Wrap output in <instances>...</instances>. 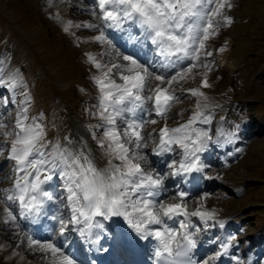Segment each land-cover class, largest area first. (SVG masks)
<instances>
[{
	"label": "snow or ice",
	"instance_id": "6c2138e0",
	"mask_svg": "<svg viewBox=\"0 0 264 264\" xmlns=\"http://www.w3.org/2000/svg\"><path fill=\"white\" fill-rule=\"evenodd\" d=\"M233 7L231 0H81L92 19L77 24L69 20L64 31L92 30L96 34L89 41L101 49L86 53L96 69L92 79L97 90L94 110L89 111L96 123L87 128L99 156L86 142L77 147L67 135L63 142L49 139L43 114L30 115L32 97L23 77L0 60V88L11 92L10 99L0 91V106H16L8 123L0 113V156L7 152L12 171L11 185L0 189V224L19 238L17 247L26 245L44 264H79L73 234L98 244L106 231L101 221L122 218L139 240L156 242L153 264H215L228 254L235 236L220 242L213 255L194 258L202 229L192 218L205 228L215 223L223 228L224 223L216 220L214 210L204 209L207 194L193 209L181 181L168 196L166 180L202 172L201 154L209 144L221 143V137L232 143L236 137V131L221 127L214 140L210 127L198 126H210L213 120L202 91L210 87L209 42L233 23L227 14ZM119 33L127 34L135 47L121 51L114 35ZM197 76L199 87H184ZM178 92L196 98V103L184 123L169 127V113L181 101ZM17 94L23 99L17 101ZM153 114L164 121L158 131L147 130L159 122L147 118ZM166 154L179 159L171 158L165 172L153 166L150 155ZM101 158L106 161L102 167ZM42 229L51 235H43ZM232 259L244 264L239 257Z\"/></svg>",
	"mask_w": 264,
	"mask_h": 264
},
{
	"label": "rangeland",
	"instance_id": "374dc122",
	"mask_svg": "<svg viewBox=\"0 0 264 264\" xmlns=\"http://www.w3.org/2000/svg\"><path fill=\"white\" fill-rule=\"evenodd\" d=\"M91 2L83 0L85 4ZM231 2L234 7L227 14L233 23L209 42L213 52L207 58L212 64L208 73L210 87L202 91L208 97L212 124L198 126L210 127L214 140L221 127L236 131V137L232 143H225L221 137V143L209 144L203 153L205 167L201 177L208 182L199 179L193 183L198 193L188 203L194 209L200 197L207 194L204 209L214 210L216 220L224 223L223 228L213 221L209 222L215 223L213 227L205 228L202 221L196 225L212 231L205 241L213 252L219 250L220 242L235 236L236 243L224 264H235L233 256L244 264H264V0ZM91 19L82 10L81 0H0V60L8 70H18L23 77L32 97L30 115L43 114L49 139L59 138L63 142L67 135L77 147L86 142L93 154L99 156L100 150L87 128L96 123L89 111L94 110L97 90L92 79L96 69L88 62L86 53H98L101 49L89 41L96 34L92 30L64 31L69 20L77 24ZM115 42L125 51L118 39ZM221 47L223 52L218 50ZM200 81L197 76L184 87H199ZM0 91L11 99V92L2 88ZM177 94L181 101L169 113V127L184 123L196 103V98L188 94ZM16 99L23 97L17 94ZM15 108L11 103L7 109L0 106L6 123L15 114ZM147 118L159 121L148 125V131H158L163 126L164 121L154 114ZM146 151L150 153L151 149ZM6 156L7 152L0 156V189L11 185V162L6 161ZM169 161L159 170L168 171ZM105 163L103 158L98 160L101 167ZM209 175L220 178L209 180ZM170 179L166 180L168 189ZM205 186L209 188L205 190ZM17 239L11 229L0 224V264H44L39 254L17 247ZM207 257L203 254L197 260Z\"/></svg>",
	"mask_w": 264,
	"mask_h": 264
},
{
	"label": "bare ground",
	"instance_id": "6f19581e",
	"mask_svg": "<svg viewBox=\"0 0 264 264\" xmlns=\"http://www.w3.org/2000/svg\"><path fill=\"white\" fill-rule=\"evenodd\" d=\"M114 35L117 36L118 34H114ZM165 156H163L162 158H164ZM201 177H202V174H201ZM201 177H200V179L203 183L208 182L205 178H201ZM171 186H172V184H171ZM207 186H208V184H207ZM207 186H205V190H207L209 188ZM172 194H173L172 191L167 193L168 196H171ZM191 199H193V198H191ZM113 219L108 220V221H103V220L101 221L105 225V229L107 230V232L112 233V236L104 239L102 237V233H100L102 238L98 244H91V243L86 242L85 240L81 239L78 235L73 234V244H74L73 251L76 253L79 264H115V262L119 259L120 254H118V251L120 249H122L123 242H124V239L121 236V230L125 231L126 228L119 227V229H116L113 226L108 227L106 224L109 223L110 225H113ZM192 222H194L196 224L199 222V219L194 217V218H192ZM49 223H51V222L49 221ZM33 231L35 232V227H33ZM41 232L45 236L51 235V233L44 231L43 229L41 230ZM127 233H130V232L127 231ZM203 238H204V236H202V234H199L198 247L194 253L195 259H196V257L201 255L202 253L211 251L207 247L203 246ZM108 239H110V240H108ZM16 242H17V244L19 243V238L16 240ZM20 246H22L23 249L27 248L26 245H24V244H21ZM104 248L108 249V251L106 253L103 250ZM147 251L148 250L146 249L145 252H147ZM152 262H153V259H152ZM215 264H217V261L215 262Z\"/></svg>",
	"mask_w": 264,
	"mask_h": 264
}]
</instances>
